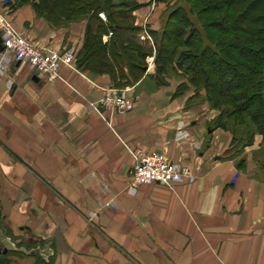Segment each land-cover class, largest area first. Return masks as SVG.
<instances>
[{"label": "crops", "instance_id": "obj_1", "mask_svg": "<svg viewBox=\"0 0 264 264\" xmlns=\"http://www.w3.org/2000/svg\"><path fill=\"white\" fill-rule=\"evenodd\" d=\"M136 2L137 38L159 31L164 0ZM10 16L39 47L85 45L86 21L55 28L31 5ZM146 63L120 115L97 110L108 74L75 64L47 82L0 50V264H264V137L236 142L204 91L177 95L184 82L159 85ZM138 152H166L190 180L133 188Z\"/></svg>", "mask_w": 264, "mask_h": 264}, {"label": "trees", "instance_id": "obj_2", "mask_svg": "<svg viewBox=\"0 0 264 264\" xmlns=\"http://www.w3.org/2000/svg\"><path fill=\"white\" fill-rule=\"evenodd\" d=\"M130 1V11L122 10L130 2L114 0L32 3L49 22L51 17L72 22L94 14L100 25L95 32L87 31L85 45L76 57L77 67L108 74L116 86L124 88L137 82L153 53L137 41L140 28L133 12L140 5ZM178 1L179 5L168 10L161 29L150 31L157 51L158 84H165L162 76L167 74L168 64L177 57L179 48H186L179 53L177 64L185 71L189 85H180L177 95L189 87L197 94L204 91L210 107L220 111L217 126L231 130L243 146L251 144L256 135L264 137V0ZM102 11L107 13V23L97 17ZM109 30L114 34L104 42ZM36 258V264H52L51 259Z\"/></svg>", "mask_w": 264, "mask_h": 264}, {"label": "built area", "instance_id": "obj_3", "mask_svg": "<svg viewBox=\"0 0 264 264\" xmlns=\"http://www.w3.org/2000/svg\"><path fill=\"white\" fill-rule=\"evenodd\" d=\"M100 17L106 19L104 14H100ZM144 30L152 41L146 29ZM0 37L5 52L12 53L16 62L28 67L33 75L47 82L60 78L62 66L72 67L76 62L77 53L74 49L57 52L39 47L25 35L16 32L6 13L2 12H0ZM109 37L105 36V39L108 40ZM130 90V88L108 90L101 100L102 106L120 115L131 113L135 109V101L129 95ZM136 159L131 179L133 188L141 185L185 183L191 178L190 169L173 162L166 152H138Z\"/></svg>", "mask_w": 264, "mask_h": 264}, {"label": "rangeland", "instance_id": "obj_4", "mask_svg": "<svg viewBox=\"0 0 264 264\" xmlns=\"http://www.w3.org/2000/svg\"><path fill=\"white\" fill-rule=\"evenodd\" d=\"M115 2H119V1H125V2H130L129 4H126V7H124L122 10H126V11H130V7H131V1L130 0H114ZM132 1H135L136 2V0H132ZM180 4V2L178 1V0H164V3H162V5L160 6V5H158V2L157 3H153L152 4V7H153V9H156L157 10V12H158V14H161V13H163L162 14V16H157L156 18L159 20V23H160V25H161V27H162V25L164 24V21H165V19H166V14L168 13V10H170L173 6H177V5H179ZM28 5H31L32 6V8L35 10V8H34V6H33V3H32V0H0V12H2V13H6V15H7V18H8V20L10 21V23H11V25L14 27V29H15V26H14V23H13V21H12V19H11V14H12V12L14 11V10H16V9H18V8H20V7H23V6H28ZM158 8H160L161 10H158ZM140 9V7L139 8H137L135 11H137V10H139ZM135 11L133 12V15H134V17H135ZM161 11V12H160ZM35 12H36V10H35ZM36 14H37V16L38 17H40V18H43V19H45L52 27H55V28H60V27H66V28H70L71 27V24H73V23H79V22H83V21H86L87 22V31L89 30V29H91V30H93L94 32L96 31V28H97V26L98 25H100L99 24V21L98 20H96L94 17H93V15L94 14H89V15H87V16H84L83 18H81L80 20H78V21H67V20H61V21H57L56 19H59V18H57V17H51L50 19H52V21H50L49 22V20L48 19H46L44 16H42L41 14H39L38 12H36ZM100 14H104L105 15V18L106 19H102L101 17H100ZM154 16H155V14H154ZM154 16L152 17V20L154 19ZM97 17L102 21V23H107V20H108V18H107V13L105 12V11H102V12H100V13H98V15H97ZM63 19V18H62ZM60 20V19H59ZM57 21V22H56ZM135 23H136V17H135ZM144 29H146V32L149 34V36L151 37V39H152V41L148 38V36L146 35V33H145V30ZM144 29H143V31L141 32V35H142V37H141V35L138 37V39L139 40H141V38L142 39H145L146 41H148V43H150L152 46L150 47L151 49H152V55L150 56V57H148V58H150V59H152L153 60V63L155 62V65H156V48L154 47V40H153V37L151 36V34H150V29H149V26H144ZM159 30H160V28H158ZM151 31H155V30H151ZM156 31H158V30H156ZM114 31H112V30H109L108 31V33L106 34V35H104L103 36V40H104V42H107L112 36H113V33ZM86 34H87V32H86ZM105 36H110L109 37V39L108 40H106L105 39ZM143 41V40H142ZM146 47H148V45L146 46ZM149 48V47H148ZM47 49H49V48H47ZM186 48H179V52H178V55H179V53H182V52H184V51H187V50H185ZM50 50H53V49H50ZM53 51H56V50H53ZM57 52H60V51H57ZM178 55H177V57L172 61V62H170V64H168V69H167V74L166 75H164L163 74V76H162V78H163V80H162V82L164 81V83H167L168 82V78H170L171 76L172 77H174V78H176V79H180V81H182V82H184V83H182V84H184V85H189L188 84V78H187V75L184 73L185 71L177 64V61L179 60L180 61V58L178 57ZM76 57H77V55H76ZM147 58V59H148ZM75 64H76V62H75ZM74 64V65H75ZM73 65V66H74ZM72 66V67H73ZM147 66H148V63H147ZM158 69H157V66H156V71H157ZM120 83V82H119ZM122 84V83H121ZM134 84V83H133ZM133 84L132 85H130V86H126V87H124V88H121L122 86H116V84L113 82V85H114V88H112V89H116V90H123V89H125V88H130V87H132L133 86ZM105 95H106V93H105ZM104 95V96H105ZM129 95H130V93H129ZM130 97L135 101V99L130 95ZM104 98V97H103ZM102 98V99H103ZM101 99V100H102ZM101 100L99 101V105H98V111H100V107H102V108H105V109H108V108H106V107H104V106H102V104H101ZM208 102V101H207ZM209 104V103H208ZM135 106H136V102H135ZM110 110V109H109ZM216 110V109H215ZM112 111V110H111ZM217 111H219V110H217ZM133 112V111H132ZM220 112V111H219ZM118 114V113H117ZM231 124H228V126H230ZM243 128H245V127H241L240 129H243ZM240 137H241V135H240ZM131 179H132V174H131ZM178 184H181V183H178ZM174 185V184H173Z\"/></svg>", "mask_w": 264, "mask_h": 264}, {"label": "water", "instance_id": "obj_5", "mask_svg": "<svg viewBox=\"0 0 264 264\" xmlns=\"http://www.w3.org/2000/svg\"><path fill=\"white\" fill-rule=\"evenodd\" d=\"M0 50H4L3 46H2V39L0 37Z\"/></svg>", "mask_w": 264, "mask_h": 264}]
</instances>
